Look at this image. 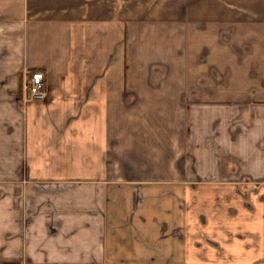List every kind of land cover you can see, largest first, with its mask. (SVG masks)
Listing matches in <instances>:
<instances>
[{
    "label": "crops",
    "instance_id": "crops-1",
    "mask_svg": "<svg viewBox=\"0 0 264 264\" xmlns=\"http://www.w3.org/2000/svg\"><path fill=\"white\" fill-rule=\"evenodd\" d=\"M0 264H264V0H0Z\"/></svg>",
    "mask_w": 264,
    "mask_h": 264
},
{
    "label": "built area",
    "instance_id": "built-area-1",
    "mask_svg": "<svg viewBox=\"0 0 264 264\" xmlns=\"http://www.w3.org/2000/svg\"><path fill=\"white\" fill-rule=\"evenodd\" d=\"M26 91L29 100H43L46 98L45 78L42 72L32 74L26 84Z\"/></svg>",
    "mask_w": 264,
    "mask_h": 264
},
{
    "label": "trees",
    "instance_id": "trees-1",
    "mask_svg": "<svg viewBox=\"0 0 264 264\" xmlns=\"http://www.w3.org/2000/svg\"><path fill=\"white\" fill-rule=\"evenodd\" d=\"M32 76V75H31Z\"/></svg>",
    "mask_w": 264,
    "mask_h": 264
}]
</instances>
